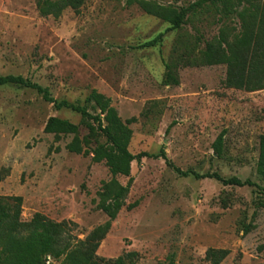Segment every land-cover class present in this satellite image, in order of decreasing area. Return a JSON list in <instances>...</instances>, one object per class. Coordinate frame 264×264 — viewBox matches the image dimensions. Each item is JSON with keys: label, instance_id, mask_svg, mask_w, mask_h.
Returning a JSON list of instances; mask_svg holds the SVG:
<instances>
[{"label": "rangeland", "instance_id": "1", "mask_svg": "<svg viewBox=\"0 0 264 264\" xmlns=\"http://www.w3.org/2000/svg\"><path fill=\"white\" fill-rule=\"evenodd\" d=\"M218 17L205 12L175 29L127 0H84L58 17L42 15L36 0H0V76H23L72 102L83 103L95 89L123 120L137 118L130 125L133 154L164 148L183 170L264 186L257 171L264 88L227 86L226 64L180 60L204 50L221 27H239L235 12L224 23ZM158 35L159 44L142 46ZM167 63L175 64L180 84L166 83ZM52 116L79 124L80 137L88 134L79 114L57 110L35 90L0 86V197H22L23 221L41 213L75 223L71 249L46 264H76L77 251L100 229L101 264H212L210 248L228 251L218 264H264V194L257 188L181 176L152 157L134 161L130 176L113 175L92 153L69 151L73 135L47 133ZM222 132L219 156L214 143ZM112 181L130 183L115 218L102 209ZM8 243L0 226V251Z\"/></svg>", "mask_w": 264, "mask_h": 264}, {"label": "trees", "instance_id": "2", "mask_svg": "<svg viewBox=\"0 0 264 264\" xmlns=\"http://www.w3.org/2000/svg\"><path fill=\"white\" fill-rule=\"evenodd\" d=\"M84 0H36L40 13L44 16L58 17L64 9H78ZM137 3L148 14L157 16L181 29L188 24H196L203 13L218 15V22H226L229 15L236 13L239 27H221L217 36L206 41L205 48L198 54L182 55L185 66L226 64L225 84L229 87L255 91L264 88V0H127L128 5ZM236 5L242 6L241 9ZM236 8V9H235ZM162 35L146 41L143 47H153L161 42ZM166 83L178 85L179 77L174 63H167ZM17 84L35 90L42 98L53 104L57 110L67 109L81 117L88 134L80 137V125L67 119L52 116L48 119L47 133L73 135L67 145L71 152L93 154L95 162L105 161L113 175H131L132 163L141 162L144 157L163 158L181 176L195 178H213L224 185L255 187L264 194V186L252 179L242 180L237 176L225 178L218 172L200 174L192 169L183 170L174 165L164 148L158 153L141 152L133 154L129 143L133 135L130 127L137 118L123 120L118 110L112 106L109 97L93 89L84 102H72L53 96L48 87L20 75L0 76V86ZM94 110L95 112H92ZM225 133L222 132L214 143L215 152L223 154ZM103 137L105 140L101 141ZM258 174L264 177V134L260 137V153L257 163ZM130 189L112 181L105 185L106 198L102 209L115 218L124 206V200ZM21 196L0 197V226L8 231L9 243L0 251V264H46L49 256L60 258L72 247L69 234L73 222H54L45 215L36 213L31 220H21ZM129 205V208L135 207ZM247 231V229H246ZM105 230L95 231L77 251L76 264H101L103 259L95 255ZM228 255L224 249H212L207 252L212 264H218ZM121 264L120 260H117Z\"/></svg>", "mask_w": 264, "mask_h": 264}]
</instances>
